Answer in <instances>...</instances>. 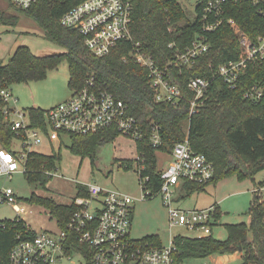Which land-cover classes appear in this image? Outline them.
<instances>
[{"label":"trees","instance_id":"1","mask_svg":"<svg viewBox=\"0 0 264 264\" xmlns=\"http://www.w3.org/2000/svg\"><path fill=\"white\" fill-rule=\"evenodd\" d=\"M80 1L39 0L25 9L16 7L10 0L0 3V25L16 26L20 14L27 15L42 27L45 38L64 48L62 53L36 55L29 46H18L7 62L0 59V91L15 83L43 80L50 69L57 68L63 61L69 65V86L72 89L82 87L89 76H95L100 85L128 104L130 113L141 126L142 137L136 141L139 156L136 160L141 183L149 177L142 184L144 190L150 191L147 198L157 195L161 187L157 153L171 154L176 143L185 138L196 151L204 153L213 162L215 174L209 183L184 182L182 197L203 192L207 186L217 185L230 176L239 181L255 180L256 174L264 170V95L253 101L245 97V92L255 83L264 85V60L250 65L235 88H229L218 77L214 78L205 101L193 114L190 107L194 93L188 83L192 77L211 78V64L217 67L242 55L239 36L227 19H235L252 39L264 34V3L253 0L228 3L225 22L208 34L210 50L193 66L180 68L175 64L176 54L190 46L197 33L202 31L198 15L190 18L182 0H132V40L120 42L104 56L94 55L78 30L61 24L62 15ZM201 5L197 3L196 13ZM136 43L141 51L152 56L160 69L166 71V78L179 86L182 96L177 102L155 100L149 86V70L129 55ZM6 105L0 95V148L15 152L13 140L24 138L25 134L13 130L5 113ZM45 111L41 107L28 108L32 126L47 131ZM155 125L159 126L161 135L158 146L151 141ZM69 135L71 151L83 158L90 156L94 161L98 148L121 134L116 127H109L96 133ZM60 161V153L31 151L25 161V174L30 182L46 185ZM123 161L126 168L131 167L132 160ZM77 189V195H88L85 185L79 184ZM26 200L48 209L61 228L66 227L74 210L72 202L64 204L36 193ZM217 212V218H220L218 207ZM248 213L249 223L225 225L227 238L224 240L214 237V233L195 238L177 236L178 261L239 252L242 254L239 264H264V199L258 192L254 191ZM35 236L36 230L23 218L0 221V264H10V252L20 240ZM87 259L90 263L89 256Z\"/></svg>","mask_w":264,"mask_h":264},{"label":"built area","instance_id":"2","mask_svg":"<svg viewBox=\"0 0 264 264\" xmlns=\"http://www.w3.org/2000/svg\"><path fill=\"white\" fill-rule=\"evenodd\" d=\"M16 7L28 8L39 0H10ZM240 0H200L202 4L196 13L202 24L192 44L176 54L177 67L193 66L199 57L210 50L208 34L225 22V8L230 2ZM264 3V0H253ZM134 4L132 0H82L66 11L61 24L76 29L82 35L87 48L96 56H104L125 40H132L131 23ZM195 14V15H196ZM239 42L243 53L236 60H229L217 67L210 65L213 74L210 77H192L188 87L194 93L190 112L195 113L206 99L214 78L221 79L229 88H235L242 74L250 65L260 64L264 60V34L252 39L238 25L235 19H227ZM129 55L149 70V86L158 102H177L182 92L179 86L166 78V71L160 69L151 55L143 52L136 43ZM0 95L7 105L6 116L13 130L24 133L17 138L29 150L21 155L18 152L0 148V176L12 177L20 170V160L26 161L29 151L39 147L43 138L52 139L54 134H89L109 127H116L122 136L135 142L142 137L141 126L137 118L129 111L128 104L105 89L89 76L82 87L73 88L71 98L45 111L47 131L32 126L28 112L11 107L14 96L11 88H4ZM264 95V85L255 83L245 92V97L257 101ZM16 116V118H12ZM151 141L154 146L161 144L159 126L153 127ZM171 161L160 168L161 187L159 194L168 208L170 227H183L194 232L188 237H202L214 233L218 225L217 206L208 208L184 209L177 204V198L186 181L209 183L215 174V167L208 157L196 151L188 138L176 143L171 153ZM149 180L145 177L142 184ZM88 195H76L71 201L74 210L70 214L65 228L58 226L56 231H36L32 239L20 240L10 252V264H51L73 253L89 256L88 264H180L177 236H172L169 244H164L156 236L134 238L131 235L135 203L138 198L119 191L108 189L97 183H88ZM258 188H254L257 192ZM149 190L143 189L139 199L147 198ZM14 189L8 187L0 191V203L11 204L22 218L27 212L25 205L17 202ZM183 236V235H182ZM74 244H77L76 247Z\"/></svg>","mask_w":264,"mask_h":264},{"label":"rangeland","instance_id":"3","mask_svg":"<svg viewBox=\"0 0 264 264\" xmlns=\"http://www.w3.org/2000/svg\"><path fill=\"white\" fill-rule=\"evenodd\" d=\"M199 1L182 0L190 18H194L195 7ZM0 3H4V0H0ZM20 45L29 46L36 55L64 51V48L45 38L43 29L37 21L24 14H20L16 26L0 25V59L7 62ZM69 79V65L67 61H63L57 68L50 69L43 80L11 85V90L18 101L11 100L9 105L25 112H28L30 107L49 109L71 98L73 89L69 86ZM54 135L51 140L44 137L41 145L33 148V151L45 154L56 152L61 155V161L46 185L41 182H30L24 171H19L12 177L0 176V191L8 187L15 190L20 198L17 202L27 208V212L23 213L22 217L32 229L58 230L57 221L48 209L26 200L33 193L65 204L70 203L77 195L79 184L97 183L105 188L117 189L138 198L131 228V235L134 238L156 236L167 245L172 236L194 235V232L183 227H170L168 208L159 193L151 198L139 199L143 195V187L134 140L121 135L116 140L103 144L98 148L93 161L90 156L83 158L71 151V138L68 133ZM12 146L20 155L29 150L17 138L13 140ZM157 157L159 168H162L167 165L171 154L159 151ZM127 159L132 160L129 168L123 164V160ZM25 163L24 159L20 160V170ZM254 188H258L257 192L264 199V170L256 174L255 180L239 181L235 176L227 177L221 180L217 187L211 184L203 192L181 197L176 205L184 209L206 208L217 202L221 219L218 218L220 221L214 228V237L224 240L227 238L226 224L250 222L248 212L252 204ZM15 217L17 213L11 204L0 203V221ZM240 262L239 253H226L204 258H189L180 264H239ZM51 264H88V262L83 255L73 253L72 257H65Z\"/></svg>","mask_w":264,"mask_h":264},{"label":"crops","instance_id":"4","mask_svg":"<svg viewBox=\"0 0 264 264\" xmlns=\"http://www.w3.org/2000/svg\"><path fill=\"white\" fill-rule=\"evenodd\" d=\"M135 146H136V144H135ZM171 159H172V157L170 158V160L168 161V163L171 161ZM167 163V164H168ZM256 184V183H255ZM255 186H257V184L255 185ZM254 186V187H255ZM215 187H217V185H215ZM220 189V188H219ZM182 193H183V186H182V188H181V191H180V193H179V195H178V198H177V202L180 200V198L182 197ZM18 197V196H17ZM18 199H20L19 197H18ZM212 205H216L217 207H218V205H217V202H215L214 204H212ZM211 205V206H212ZM210 207V206H209ZM206 208H208V207H206ZM189 209H200V208H197V207H194V208H189ZM23 218V217H22ZM220 219H221V216H220ZM236 253H239V252H236ZM240 254V257H241V260H242V254L241 253H239Z\"/></svg>","mask_w":264,"mask_h":264},{"label":"water","instance_id":"5","mask_svg":"<svg viewBox=\"0 0 264 264\" xmlns=\"http://www.w3.org/2000/svg\"><path fill=\"white\" fill-rule=\"evenodd\" d=\"M58 53H62V52H58ZM53 54H55V53H53Z\"/></svg>","mask_w":264,"mask_h":264},{"label":"bare ground","instance_id":"6","mask_svg":"<svg viewBox=\"0 0 264 264\" xmlns=\"http://www.w3.org/2000/svg\"><path fill=\"white\" fill-rule=\"evenodd\" d=\"M121 136V135H120Z\"/></svg>","mask_w":264,"mask_h":264}]
</instances>
